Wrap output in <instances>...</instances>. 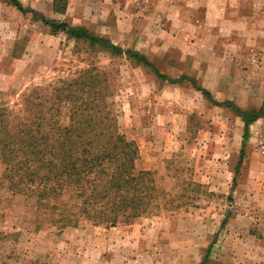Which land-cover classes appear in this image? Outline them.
I'll return each instance as SVG.
<instances>
[{"label":"rangeland","instance_id":"obj_1","mask_svg":"<svg viewBox=\"0 0 264 264\" xmlns=\"http://www.w3.org/2000/svg\"><path fill=\"white\" fill-rule=\"evenodd\" d=\"M49 1L21 0L146 55L169 78L127 53L53 34L31 12L0 0V107L18 114L30 93L50 105L54 86L87 69L118 129L137 142L138 167L154 171L179 206L164 204L128 224L82 221L59 230L36 229L23 202L8 208L3 200L0 264H264V132L244 142L242 115L226 104L233 101H212L183 77L208 90L196 57L213 35L208 0H69L66 12L67 0L56 11Z\"/></svg>","mask_w":264,"mask_h":264},{"label":"trees","instance_id":"obj_2","mask_svg":"<svg viewBox=\"0 0 264 264\" xmlns=\"http://www.w3.org/2000/svg\"><path fill=\"white\" fill-rule=\"evenodd\" d=\"M11 1L19 10L31 12L35 19L49 25L52 33L63 31L69 37L100 44L113 54L127 53L169 78L140 52L124 49L86 27L48 18L20 0ZM183 77L215 101L209 90L196 84L194 77ZM96 81V76L85 69L78 78L53 87L54 94L47 99L50 105L36 102L34 93H30L24 95L18 114L0 107V202L6 201L11 208L17 203L14 199H19L36 229L47 225L62 230L82 221L116 226L132 223L164 208V204L179 206L174 204L175 196L159 184L154 171L138 167L139 146L118 129L105 91L94 89ZM65 108L68 118L62 120ZM236 110L245 122V142L250 124L264 115V107ZM243 159L242 150L238 168ZM0 216H6L1 206Z\"/></svg>","mask_w":264,"mask_h":264},{"label":"crops","instance_id":"obj_3","mask_svg":"<svg viewBox=\"0 0 264 264\" xmlns=\"http://www.w3.org/2000/svg\"><path fill=\"white\" fill-rule=\"evenodd\" d=\"M56 4L57 0H50L48 9L59 10ZM207 6L208 31L213 35L207 38L205 54L196 53L198 65L204 66L200 76L214 98L233 101L242 111L260 110L264 107V0H208ZM263 132L264 115L250 124L249 137Z\"/></svg>","mask_w":264,"mask_h":264},{"label":"built area","instance_id":"obj_4","mask_svg":"<svg viewBox=\"0 0 264 264\" xmlns=\"http://www.w3.org/2000/svg\"><path fill=\"white\" fill-rule=\"evenodd\" d=\"M260 143H261L260 146H261L262 150L264 151V134H263V136L261 138V142Z\"/></svg>","mask_w":264,"mask_h":264}]
</instances>
